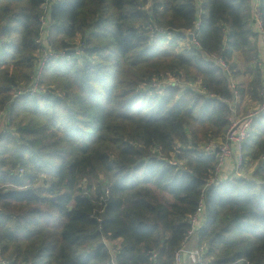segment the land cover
<instances>
[{
  "label": "trees",
  "instance_id": "obj_1",
  "mask_svg": "<svg viewBox=\"0 0 264 264\" xmlns=\"http://www.w3.org/2000/svg\"><path fill=\"white\" fill-rule=\"evenodd\" d=\"M252 10L253 0H0V259L174 264L205 198L199 248L215 264H264V115L245 143L257 181L204 192L219 159L197 153L224 139L233 115L212 56L235 71L242 54L248 93L261 102ZM197 25L200 48L190 40ZM44 27L53 51L74 60L49 63L41 93L15 98L34 81ZM153 28L189 47L161 50ZM171 73L215 98L174 86L162 101L137 92Z\"/></svg>",
  "mask_w": 264,
  "mask_h": 264
},
{
  "label": "built area",
  "instance_id": "obj_2",
  "mask_svg": "<svg viewBox=\"0 0 264 264\" xmlns=\"http://www.w3.org/2000/svg\"><path fill=\"white\" fill-rule=\"evenodd\" d=\"M261 2L260 0H253V18H254V31L256 33H260L264 35V25H263V18L260 11ZM148 9V8H146ZM44 26L47 23L42 20ZM47 27H44L41 37L36 41L37 44L42 45V56L37 63L36 67V74L34 81L31 85L21 89L19 92L15 94V98H19L21 96L27 95L29 97H34L38 95L43 90L41 87L43 73L49 63L53 61L67 59L69 61H73L74 58L67 55L65 52H55L53 51L52 46H50L49 39L47 38ZM153 30L156 35L161 39L163 37H167L169 40L173 39V35L170 34L168 31H162L159 29H151ZM199 30V26L197 25V29L191 33L193 37L192 45L193 47L200 48L199 43L197 41V33ZM81 46L79 49V53L83 52L86 49L85 44L79 45ZM83 47V48H82ZM79 55V54H78ZM213 62L215 63L216 67L222 69L229 81L230 90L234 97V101L239 99V87L238 84L234 82L233 78V71L226 61L220 60L215 56L211 57ZM177 87L182 88L183 90L191 89L195 92L196 95H205L206 97L213 99L215 96L210 95L206 92L205 89L200 87L199 83H189L186 80L178 79L175 76H166L164 79H154L151 84L148 86L147 91H150L154 94H158L159 92H163L167 90L169 87ZM231 104V103H230ZM252 113L249 116L244 118H233L236 117L232 115L230 119V124L226 129L224 139L223 140H215L210 139L204 144H202L198 150V156L202 158H210V157H218L219 159V166L216 171L211 175L207 186L205 187L204 192L210 189L211 187L218 186L221 184L220 174L222 169L224 168L226 162L230 159H233L234 168L230 171L229 179H236V178H244V179H251L247 176L246 169L248 166V161L245 156V143L250 137L252 132V126L255 120L260 118L264 115V84L263 89L261 92V102L259 106L251 110ZM157 153H160V149H155ZM264 161V158L262 159ZM204 197V196H203ZM205 201V198H204ZM202 202L200 208L198 209L197 213L190 217L189 224L191 229L188 233L186 240L183 242L179 251H177L175 255L174 264H215L212 261L211 257L207 254L205 249H188V245L191 239L198 235V231L204 226L206 222V205L205 202ZM103 244L106 242L103 240ZM113 252H116L113 250ZM87 256V254H84ZM185 256L186 261L185 262ZM0 264H9L6 260L0 259Z\"/></svg>",
  "mask_w": 264,
  "mask_h": 264
},
{
  "label": "crops",
  "instance_id": "obj_3",
  "mask_svg": "<svg viewBox=\"0 0 264 264\" xmlns=\"http://www.w3.org/2000/svg\"><path fill=\"white\" fill-rule=\"evenodd\" d=\"M257 37H258L257 41H258L259 53H260L259 65H260V69L262 72V79L264 83V35L258 33ZM172 40H169L167 37L161 38V41L159 42V47H161L162 50L172 55H177L181 53L182 50L189 47L188 43L184 41L172 43L171 42ZM233 64L236 65L235 70L237 73H239L238 76H235V79H237L236 81L239 87L245 93L243 96L239 97L238 100L232 102L230 104V107L233 111L234 116H237V114H240L241 116H243L247 111L256 109L259 106L260 101L251 98V96L248 93V84H249L250 77L248 74H246L248 70L246 68V63H245V60L242 54L237 53L234 55ZM233 168H234L233 159H230L226 162L224 168L221 171V174H220L221 182H225L229 180V176L231 174L230 171L233 170ZM115 244L120 245L121 241H116ZM197 248H199L198 235L195 236V238L192 241H190L188 245V249L193 250Z\"/></svg>",
  "mask_w": 264,
  "mask_h": 264
},
{
  "label": "rangeland",
  "instance_id": "obj_4",
  "mask_svg": "<svg viewBox=\"0 0 264 264\" xmlns=\"http://www.w3.org/2000/svg\"><path fill=\"white\" fill-rule=\"evenodd\" d=\"M182 40H180V42H181ZM165 42V41H164ZM179 42V41H178ZM185 42V41H184ZM183 43V42H182ZM160 49L162 50V48L160 47ZM183 51V50H182ZM181 51V52H182ZM63 60V59H62ZM59 64L60 63H58V61L57 62H52V65H54L55 67H59ZM233 71V70H232ZM234 72H236V70L235 71H233V73ZM175 75V74H174ZM172 73L171 74H167V75H163V76H160V77H155V79H164L166 76H174ZM185 76V74H182V77H184ZM233 78H234V82L235 83H237V79H235V76H233ZM186 79H184L183 78V81H185ZM143 81H146L147 82V80H143ZM249 82H250V80H249ZM238 84V83H237ZM144 87L143 86H141L140 88H138L137 90V92H141V93H145L146 92V95H148L149 97H151V98H153V97H156L155 99H154V101H157V100H159V101H162L164 98H165V96L167 95L166 93H167V90H165V91H163V92H159L158 94H154V93H152V92H150V91H146V90H142ZM142 90V91H141ZM253 111H247L243 116H241L240 114H237V116L236 117H233L234 119L235 118H237V119H240V118H244V117H247V116H249V114L250 113H252ZM221 139V138H220ZM220 139H218V140H220ZM247 161H248V166H247V169H246V173H247V176H249L251 179H252V181H254L255 179H254V172L256 171V169H257V167H258V164L257 163H252L251 162V160L249 159V158H247ZM43 178V177H42ZM255 181H257V180H255ZM38 185L39 186H41V182H39L38 183ZM195 237H193L192 239H191V241L194 239ZM115 245H117V244H115V242L113 243H111L110 244V246H115ZM190 248V247H189ZM197 249H199V248H197ZM202 249H205V251L208 253L209 252V247H207V246H203V248ZM92 253V251L91 250H88V251H86V252H83V254H87V255H89V254H91ZM213 258V257H212ZM211 258V259H212ZM212 261L213 262H215V259L213 258L212 259Z\"/></svg>",
  "mask_w": 264,
  "mask_h": 264
},
{
  "label": "water",
  "instance_id": "obj_5",
  "mask_svg": "<svg viewBox=\"0 0 264 264\" xmlns=\"http://www.w3.org/2000/svg\"><path fill=\"white\" fill-rule=\"evenodd\" d=\"M190 40H191V41L193 40V37H192V36H190ZM185 262L187 263V261H186V256H185Z\"/></svg>",
  "mask_w": 264,
  "mask_h": 264
}]
</instances>
